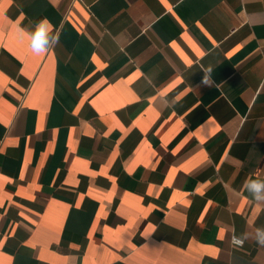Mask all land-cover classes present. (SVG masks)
<instances>
[{"label":"crops","instance_id":"0c3cea01","mask_svg":"<svg viewBox=\"0 0 264 264\" xmlns=\"http://www.w3.org/2000/svg\"><path fill=\"white\" fill-rule=\"evenodd\" d=\"M249 178L264 0H0V264H264Z\"/></svg>","mask_w":264,"mask_h":264},{"label":"clouds","instance_id":"9594fccd","mask_svg":"<svg viewBox=\"0 0 264 264\" xmlns=\"http://www.w3.org/2000/svg\"><path fill=\"white\" fill-rule=\"evenodd\" d=\"M59 42V36L53 33V26L47 18L41 19L34 25V30L30 33V48L36 55L46 53L49 48ZM211 68L204 69V76L201 81L203 86L211 88L215 81L211 76ZM250 197L255 201H264V180L249 178L243 185ZM249 238L248 234L233 236L232 243L236 246H242ZM260 246H264V228H257L252 237Z\"/></svg>","mask_w":264,"mask_h":264},{"label":"built area","instance_id":"2783aa9c","mask_svg":"<svg viewBox=\"0 0 264 264\" xmlns=\"http://www.w3.org/2000/svg\"><path fill=\"white\" fill-rule=\"evenodd\" d=\"M233 236H235V235H232V236H231V243H232V237H233ZM232 244H233V243H232ZM243 244H244V243H243ZM233 245H234V244H233ZM234 246H236V245H234ZM237 247H240V246H237Z\"/></svg>","mask_w":264,"mask_h":264}]
</instances>
